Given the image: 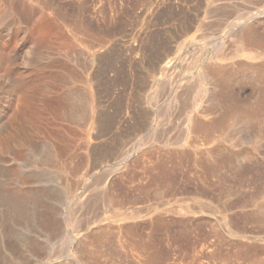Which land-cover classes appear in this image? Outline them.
<instances>
[{
  "label": "rangeland",
  "instance_id": "rangeland-1",
  "mask_svg": "<svg viewBox=\"0 0 264 264\" xmlns=\"http://www.w3.org/2000/svg\"><path fill=\"white\" fill-rule=\"evenodd\" d=\"M0 264H264V0H0Z\"/></svg>",
  "mask_w": 264,
  "mask_h": 264
}]
</instances>
